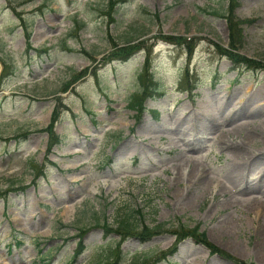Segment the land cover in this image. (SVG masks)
I'll return each mask as SVG.
<instances>
[{
	"label": "rangeland",
	"instance_id": "obj_1",
	"mask_svg": "<svg viewBox=\"0 0 264 264\" xmlns=\"http://www.w3.org/2000/svg\"><path fill=\"white\" fill-rule=\"evenodd\" d=\"M236 1L246 21L238 53L264 65V0ZM228 7L0 0V264H70L82 233L84 253L71 264H116L107 258L120 253L117 264L152 262L176 245L167 233L144 244L106 235L104 224L116 229L129 215L141 228L199 225L234 258L264 264V70L236 67L218 48L230 43ZM171 37L195 45L194 98L178 84L188 48ZM139 41L128 61L112 58ZM146 56L164 96L137 118L129 101ZM57 104L63 140L48 149ZM159 264L235 263L187 239Z\"/></svg>",
	"mask_w": 264,
	"mask_h": 264
},
{
	"label": "trees",
	"instance_id": "obj_2",
	"mask_svg": "<svg viewBox=\"0 0 264 264\" xmlns=\"http://www.w3.org/2000/svg\"><path fill=\"white\" fill-rule=\"evenodd\" d=\"M229 2L228 10L225 11V14L223 17L226 19L227 26L230 33V43L228 46V49H224L221 46H218V48L222 51L223 55L226 56L234 65L236 66H247L248 68L255 69V68H261L264 70V65H261L259 63H255L257 66H253L252 62L245 58L244 56L240 55L238 52L242 49L244 44V36H243V28L242 25H244L246 22L238 20L234 15V8L237 7L238 3H236V0H226ZM111 3V2H110ZM114 2L110 4V10L108 12V16L111 17V11H114ZM216 14V13H214ZM112 18V17H111ZM25 37H26V44L28 49H33L31 44V36L28 33L27 30H25ZM171 42H177L182 45H186L188 48V52L190 54L189 62L192 58V52L194 50L195 45L192 44V41H188V39L182 38V37H171L167 38ZM142 42H140L137 45H127L122 46L124 48H121L119 50L114 49V53H112L111 56L126 60L130 58L133 54H135L137 51H139L142 48ZM116 46V45H115ZM118 47V46H116ZM251 64V66H250ZM152 65L150 62V57L147 56L144 68L142 72L138 76L140 89L139 91L134 94L129 103V107L136 111L138 116H141L145 112V106L144 102L148 98H152L155 96H159L160 94V85L157 82V80L154 78L153 72L151 70ZM6 69V66H5ZM189 68L187 67L185 70V74L182 75L180 78V85L184 88L185 91H188L189 93L193 92L195 88L190 87L189 88ZM61 107L62 105H57V107L54 110L52 121L50 125L45 129L46 132L49 134L50 139V147H53V145L60 144L62 140L59 136H57L54 132L55 124L58 122L61 114ZM38 169V168H37ZM141 217L140 212H137ZM104 230L106 231V234H111L112 231L116 233L122 241H126L129 238H138L143 243L151 241V239L158 234L161 233H170L173 234L177 238V243L175 247L170 250L168 253L163 254L161 258H158L157 260H154L153 263H150V259L146 258L144 259L140 264H156L161 260L167 259L169 256H173L177 252V245L184 240L191 238L193 239L196 244L202 245L206 247L211 255H219L223 257L224 259H228L230 261L235 262L236 264H254L251 262H244L239 259L234 258L230 254L226 253L225 251L221 250L217 246H215L213 243H211L206 235L205 232H202L200 230V226H195L193 228L187 227L185 225H180L178 228L173 230H166L164 229V225L156 226L155 228H150L148 226L143 225L141 228L139 224L133 219L132 215L124 216L119 222H117L116 229H111V227L108 224L103 225ZM84 247L82 244V241L79 243V250L76 253L75 257L80 256V254L83 252ZM112 253V252H111ZM121 254H119L116 258L114 256H109L107 259H114L115 262L120 261ZM75 260V258L73 259Z\"/></svg>",
	"mask_w": 264,
	"mask_h": 264
}]
</instances>
